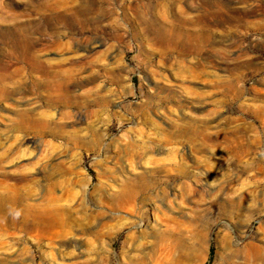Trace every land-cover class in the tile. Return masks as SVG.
I'll return each instance as SVG.
<instances>
[{
  "label": "rangeland",
  "instance_id": "obj_1",
  "mask_svg": "<svg viewBox=\"0 0 264 264\" xmlns=\"http://www.w3.org/2000/svg\"><path fill=\"white\" fill-rule=\"evenodd\" d=\"M0 264H264V0H0Z\"/></svg>",
  "mask_w": 264,
  "mask_h": 264
},
{
  "label": "bare ground",
  "instance_id": "obj_2",
  "mask_svg": "<svg viewBox=\"0 0 264 264\" xmlns=\"http://www.w3.org/2000/svg\"><path fill=\"white\" fill-rule=\"evenodd\" d=\"M25 57H26L27 61L29 62V64L33 68L37 69L38 71H42V72L47 71V63L39 57V55L36 53V51H29V53L27 55H25ZM65 72L67 73L68 71H65ZM67 79H68V77H67ZM66 83H67V81H66ZM63 85H65L63 82L58 83V86L59 87H64ZM55 86H57V85H55ZM127 196H129V197H136L135 194H128Z\"/></svg>",
  "mask_w": 264,
  "mask_h": 264
}]
</instances>
